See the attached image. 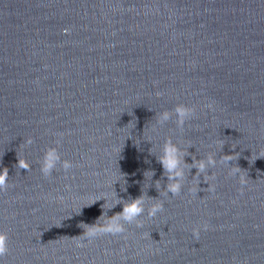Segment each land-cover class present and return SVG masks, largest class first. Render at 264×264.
I'll return each instance as SVG.
<instances>
[{
    "label": "water",
    "instance_id": "1",
    "mask_svg": "<svg viewBox=\"0 0 264 264\" xmlns=\"http://www.w3.org/2000/svg\"><path fill=\"white\" fill-rule=\"evenodd\" d=\"M5 170L0 264H264V0H0Z\"/></svg>",
    "mask_w": 264,
    "mask_h": 264
},
{
    "label": "clouds",
    "instance_id": "2",
    "mask_svg": "<svg viewBox=\"0 0 264 264\" xmlns=\"http://www.w3.org/2000/svg\"><path fill=\"white\" fill-rule=\"evenodd\" d=\"M210 108H213L212 105H209ZM214 110V109H213ZM177 111L179 112L180 116L183 117L188 109L186 108H178ZM164 119H167V113H165ZM176 152L177 149L175 147L172 146H168L166 148V157L163 159V164L165 165V168L169 171L175 169L178 165V160H177V156H176ZM52 161H53V155L50 153L49 157H48V162L46 165L45 170L47 171L48 168H50L52 166ZM204 164L201 163L200 164V169L203 170L204 168ZM20 167H27V165L24 162H21ZM181 173H176V175H180ZM6 177H7V170H5L3 173H0V185H4L6 182ZM170 190L174 193H178L180 191V185L179 184H175V185H170L169 186ZM157 208L153 209V213H155V211L158 210ZM142 211V209L139 207V201H135L131 206L127 207L125 209V218H132L134 215L139 214ZM205 229L208 228V225L205 223L203 226ZM102 231H111V232H119L122 231V229L118 226V225H113L111 228L109 229H102ZM196 238H199L200 232L197 231L196 232ZM78 247H83L84 245L82 244H78ZM8 252V245H7V235L6 234H0V256L6 255Z\"/></svg>",
    "mask_w": 264,
    "mask_h": 264
}]
</instances>
